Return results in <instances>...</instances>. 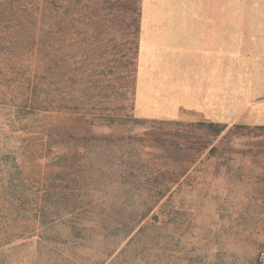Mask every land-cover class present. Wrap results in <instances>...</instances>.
Segmentation results:
<instances>
[{"label":"trees","instance_id":"obj_1","mask_svg":"<svg viewBox=\"0 0 264 264\" xmlns=\"http://www.w3.org/2000/svg\"><path fill=\"white\" fill-rule=\"evenodd\" d=\"M96 9L0 0V247L34 241L35 264H264V124L185 123L196 137L50 127L181 123L99 115L89 97L79 112L63 89Z\"/></svg>","mask_w":264,"mask_h":264},{"label":"crops","instance_id":"obj_2","mask_svg":"<svg viewBox=\"0 0 264 264\" xmlns=\"http://www.w3.org/2000/svg\"><path fill=\"white\" fill-rule=\"evenodd\" d=\"M137 23L136 117L264 124V0H138Z\"/></svg>","mask_w":264,"mask_h":264},{"label":"rangeland","instance_id":"obj_3","mask_svg":"<svg viewBox=\"0 0 264 264\" xmlns=\"http://www.w3.org/2000/svg\"><path fill=\"white\" fill-rule=\"evenodd\" d=\"M94 3L97 7L95 10L97 14L90 18L85 27L86 40L83 42V47L80 46L77 50L74 47L71 48L75 55L73 65L79 66L81 63L83 65L82 70L76 74L73 83L69 85L68 82L63 90L66 91L68 97L72 96L74 101L79 103L78 110L80 113H83L85 108L83 101L89 97L87 101L93 103L94 111L97 114H108L114 116L115 119L129 120V118L136 117L135 115L138 113L136 106L133 111L136 94L137 38L135 37L133 40L132 34L133 17L137 18L138 13L134 14L132 11L130 0H94ZM182 76V71H180L179 78ZM239 85V80L235 78L227 82V88L235 89ZM169 120L181 121V123L154 124L156 127L151 128L152 126L148 122L133 123L126 121V125L117 123L106 127L53 122L50 127L79 134L100 131L124 132L127 128L130 129V133L135 135L152 132L174 137L180 135L196 137L194 130L185 125L187 121ZM36 123L33 118L29 120L26 131L30 133L37 129ZM1 125V130H6ZM189 132L191 133L187 134ZM34 255V241H28L23 245L0 247V259L6 264H35Z\"/></svg>","mask_w":264,"mask_h":264}]
</instances>
